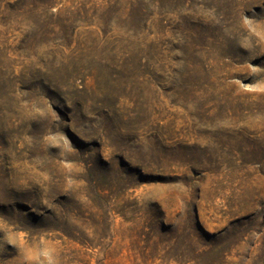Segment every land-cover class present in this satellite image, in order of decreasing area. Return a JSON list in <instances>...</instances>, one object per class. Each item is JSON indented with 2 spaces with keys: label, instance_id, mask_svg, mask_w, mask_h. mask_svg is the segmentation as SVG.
Returning a JSON list of instances; mask_svg holds the SVG:
<instances>
[{
  "label": "rangeland",
  "instance_id": "374dc122",
  "mask_svg": "<svg viewBox=\"0 0 264 264\" xmlns=\"http://www.w3.org/2000/svg\"><path fill=\"white\" fill-rule=\"evenodd\" d=\"M0 264H264V0H0Z\"/></svg>",
  "mask_w": 264,
  "mask_h": 264
}]
</instances>
